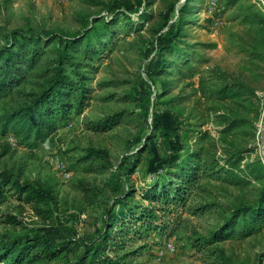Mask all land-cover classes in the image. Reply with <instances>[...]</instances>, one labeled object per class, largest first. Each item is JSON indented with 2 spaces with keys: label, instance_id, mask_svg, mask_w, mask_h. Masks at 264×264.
Masks as SVG:
<instances>
[{
  "label": "rangeland",
  "instance_id": "rangeland-1",
  "mask_svg": "<svg viewBox=\"0 0 264 264\" xmlns=\"http://www.w3.org/2000/svg\"><path fill=\"white\" fill-rule=\"evenodd\" d=\"M16 31L82 37L71 53L86 93L76 109L82 95L67 90L71 113L66 120L57 115L41 140L3 135L0 123V150L11 148L0 171H22L23 181L53 186L59 201L50 218L38 217L6 189L0 239L39 233L68 243V250L34 264H75L85 241L102 229L105 209L117 198L113 176L127 157L132 210L120 218L131 228L118 253L130 254L129 264H223L221 253L256 264L264 253V211L227 221L236 208L256 206L264 189V0H0V43ZM167 36L162 55L158 41ZM58 47L42 43L21 51H38L41 64ZM40 79L29 81L28 93ZM141 83L150 91L145 108ZM7 108L0 102V117ZM116 115L117 125L94 128ZM158 123L166 136L155 130ZM175 148L183 158L164 177ZM183 186L190 187L183 201L158 199L164 189L175 195ZM145 211L156 216L152 228Z\"/></svg>",
  "mask_w": 264,
  "mask_h": 264
},
{
  "label": "trees",
  "instance_id": "trees-1",
  "mask_svg": "<svg viewBox=\"0 0 264 264\" xmlns=\"http://www.w3.org/2000/svg\"><path fill=\"white\" fill-rule=\"evenodd\" d=\"M89 34V33H87ZM79 39H72L65 34H41L35 36H26L23 32H13L11 37L3 43H0V102H4L11 108H7L6 113L0 117L2 124V134L9 132L20 135L24 140H41L49 135V131L56 127L57 115L64 120L72 111V104L69 100L65 101L67 90L79 92L81 95L85 92L83 75L80 72V64L74 63L75 56L71 53L73 46H77L81 42ZM167 37H161L158 41V50L163 53L169 50L165 47ZM58 42L59 47L45 62L40 64L41 56L36 50L31 52L21 51L26 45L35 46L42 43ZM85 59H92L87 57ZM73 64L72 75L78 80L75 82L68 73V69ZM33 77H40L41 83H38L36 91L27 92L29 81ZM139 102L141 108H145L150 100V91L141 83L138 87ZM71 92V93H72ZM86 93V92H85ZM84 94V93H83ZM85 95L80 98L76 109L82 108V100ZM85 98V97H84ZM57 106V110H53ZM67 116V117H66ZM111 116L93 124L96 130H104L109 126H115L116 117ZM59 118V117H58ZM155 130H159L160 134L166 136L163 126L158 123ZM151 135L145 139V143L139 149V158L133 163L131 172L140 164L141 155L148 150L149 142L153 140ZM11 151L9 146L0 150V161ZM173 157L169 160L164 177L171 174V167L179 163L183 156L180 155L178 148L173 151ZM125 157L121 161L118 171L113 176L112 186L117 198L107 206L103 216V226L101 231L92 239L86 240L84 244V253L75 264H129V255H119L118 251L125 249L126 241L122 239L130 237L129 223L122 218L126 215V211L130 209L128 202L129 193L127 191L128 176L123 173L124 166L128 163ZM197 172L194 169L193 176ZM22 171L14 173L12 171H0V193H4L6 189L13 192V197L18 201L25 202L32 206V209L38 217L50 218L54 212V206L58 204V196L53 186L40 181H23L21 179ZM171 177V176H169ZM162 186H158V190ZM190 191V187L183 186L176 190V194L164 191L158 196L161 200H167L168 203L175 201H183V195ZM117 207L119 208L117 211ZM132 210V209H130ZM148 210V209H147ZM264 211V189H261L259 199L256 206H240L235 209L233 216L227 221L229 226L239 217L246 215H256ZM150 217L148 225L152 228L153 215L152 212L145 211ZM145 214L143 216H145ZM151 215V216H150ZM122 217V218H120ZM120 218V219H119ZM138 219V221H144ZM132 219L131 222L133 223ZM139 234V233H137ZM211 239L206 240L207 246L211 245ZM68 250V243L63 245L55 244L49 237L39 233L32 237H23L12 241L0 239V264H34L39 260L52 261L63 256ZM109 250H114V256L108 254ZM216 253V251H213ZM219 260L223 264H238L225 253H221ZM256 264H264V253L257 257Z\"/></svg>",
  "mask_w": 264,
  "mask_h": 264
},
{
  "label": "water",
  "instance_id": "water-1",
  "mask_svg": "<svg viewBox=\"0 0 264 264\" xmlns=\"http://www.w3.org/2000/svg\"><path fill=\"white\" fill-rule=\"evenodd\" d=\"M262 140H263V143H264V128H263V131H262Z\"/></svg>",
  "mask_w": 264,
  "mask_h": 264
},
{
  "label": "bare ground",
  "instance_id": "bare-ground-1",
  "mask_svg": "<svg viewBox=\"0 0 264 264\" xmlns=\"http://www.w3.org/2000/svg\"><path fill=\"white\" fill-rule=\"evenodd\" d=\"M263 155H264V146H263Z\"/></svg>",
  "mask_w": 264,
  "mask_h": 264
},
{
  "label": "built area",
  "instance_id": "built-area-1",
  "mask_svg": "<svg viewBox=\"0 0 264 264\" xmlns=\"http://www.w3.org/2000/svg\"><path fill=\"white\" fill-rule=\"evenodd\" d=\"M30 220H27V222H29Z\"/></svg>",
  "mask_w": 264,
  "mask_h": 264
}]
</instances>
